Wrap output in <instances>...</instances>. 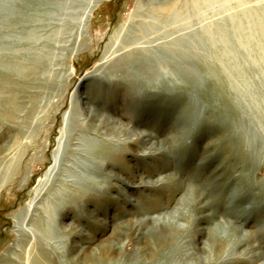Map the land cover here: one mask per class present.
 <instances>
[{"label": "rangeland", "instance_id": "1", "mask_svg": "<svg viewBox=\"0 0 264 264\" xmlns=\"http://www.w3.org/2000/svg\"><path fill=\"white\" fill-rule=\"evenodd\" d=\"M22 245L264 264V0H0V264Z\"/></svg>", "mask_w": 264, "mask_h": 264}, {"label": "bare ground", "instance_id": "2", "mask_svg": "<svg viewBox=\"0 0 264 264\" xmlns=\"http://www.w3.org/2000/svg\"><path fill=\"white\" fill-rule=\"evenodd\" d=\"M248 14V13H247ZM251 14V13H250ZM253 15H251V17H252ZM246 17V16H245ZM249 15H248V20H249V24H250V22H253L250 18H251ZM253 19H255L254 18V16H253ZM235 20V19H234ZM233 21V20H232ZM239 22V21H238ZM258 22V21H257ZM240 23V22H239ZM254 23V22H253ZM262 24V23H261ZM234 25H236L237 26V24H234ZM257 25V24H256ZM238 27V26H237ZM253 27V26H252ZM261 28H263V27H261ZM237 29V28H236ZM236 32H238L237 30H236ZM263 32V31H262ZM237 35V34H236ZM260 35V34H259ZM258 37V36H257ZM263 38V37H262ZM235 54V53H234ZM236 59V58H235ZM141 138L142 139H147V138H150V136L148 135V134H141ZM91 156H93V157H95L96 156V159L100 162V163H102V164H108V163H110V161L111 160H117V161H122L121 159V157H120V155L121 154H119V155H116V154H112V153H110V152H107V151H99V152H96V153H91L90 154ZM102 164H101V166H102ZM48 174H47V172H45V174H44V176L43 177H41L40 178V180L41 181H43V179H45V177L47 176ZM39 180V181H40ZM198 195V197L200 198L202 195L201 194H197ZM204 207V206H203ZM176 213H179V217L182 215L181 214V212H176ZM177 216V217H178ZM174 218H176V217H174ZM169 221V220H168ZM171 221V220H170ZM174 221V220H173ZM175 226V224L171 221L170 222V227L171 228H175L176 230H178L179 228L178 227H174ZM44 236H47L46 234H44V233H42ZM235 243H237V244H240L241 242L239 241V240H237ZM19 249L20 250H22L24 253H25V255L24 254H20V253H18V254H16L15 255V257H16V260L17 261H15V260H13V261H10V262H5L4 264H48V262H47V259L45 258V256H43V251H42V249H40V248H33L32 250H29V249H27V248H25V247H23V245L21 246V247H19ZM85 253H87V252H85ZM90 253V252H89ZM88 253V254H89ZM87 254V255H88ZM83 258V257H82ZM85 258H86V256H85ZM256 258V257H255Z\"/></svg>", "mask_w": 264, "mask_h": 264}]
</instances>
